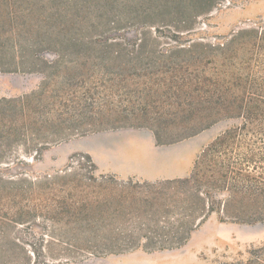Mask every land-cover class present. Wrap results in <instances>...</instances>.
Listing matches in <instances>:
<instances>
[{"label":"rangeland","instance_id":"obj_1","mask_svg":"<svg viewBox=\"0 0 264 264\" xmlns=\"http://www.w3.org/2000/svg\"><path fill=\"white\" fill-rule=\"evenodd\" d=\"M262 1L0 0V264H226L264 244V223L198 220L208 197L218 209L252 180L205 162L203 201L95 158L107 138L152 136L194 170L239 121L201 131L192 101L206 106L224 71L215 47L263 22Z\"/></svg>","mask_w":264,"mask_h":264},{"label":"trees","instance_id":"obj_2","mask_svg":"<svg viewBox=\"0 0 264 264\" xmlns=\"http://www.w3.org/2000/svg\"><path fill=\"white\" fill-rule=\"evenodd\" d=\"M215 48L219 51L215 56L222 59L223 74L207 80L206 106L200 96L196 97L188 115L191 122L201 125V131L223 120L239 122L203 150L191 177L169 184L192 188L194 196L204 201L202 197L212 192L202 191L199 170L209 162L208 170H215L222 180L245 178L254 184L239 191L228 189V201L218 209L208 197L201 208L200 223L216 211L222 212L223 220L264 223V21L235 33ZM253 68L260 71L254 73ZM249 170H258L257 175L252 177ZM236 195L242 199L239 209L233 201ZM226 264H264V244L251 249L246 260Z\"/></svg>","mask_w":264,"mask_h":264},{"label":"crops","instance_id":"obj_3","mask_svg":"<svg viewBox=\"0 0 264 264\" xmlns=\"http://www.w3.org/2000/svg\"><path fill=\"white\" fill-rule=\"evenodd\" d=\"M252 10H264V1ZM102 146V155L97 153L96 161L103 168L102 174L113 175L120 179L136 178L150 183L165 180H178L190 176L193 161L180 164V157L160 152L154 147L153 137L142 139L138 136L107 138ZM103 145V144H102ZM192 151V150H191ZM191 151H189L191 153ZM93 155V153H91Z\"/></svg>","mask_w":264,"mask_h":264}]
</instances>
